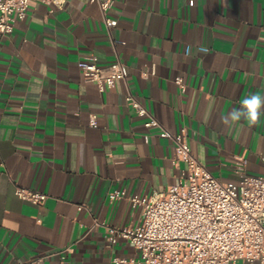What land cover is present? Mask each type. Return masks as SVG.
<instances>
[{
  "label": "crops",
  "instance_id": "crops-1",
  "mask_svg": "<svg viewBox=\"0 0 264 264\" xmlns=\"http://www.w3.org/2000/svg\"><path fill=\"white\" fill-rule=\"evenodd\" d=\"M108 15L115 27L91 0L31 1L0 40V264L138 257L125 240L110 247L103 224L136 226L142 207L109 194L164 192L180 168L172 141L145 126L128 92L168 132L185 129L216 177L237 181L240 157L248 175H264V115L221 123L264 96V0H114ZM89 55L102 67L119 59L128 77L99 91L78 66ZM17 187L47 197L35 204Z\"/></svg>",
  "mask_w": 264,
  "mask_h": 264
},
{
  "label": "built area",
  "instance_id": "built-area-1",
  "mask_svg": "<svg viewBox=\"0 0 264 264\" xmlns=\"http://www.w3.org/2000/svg\"><path fill=\"white\" fill-rule=\"evenodd\" d=\"M31 1L56 6L63 3L0 0V40L12 33L18 19L25 17ZM91 2L99 7L107 27L117 25L118 21L108 15L114 0ZM98 61L97 56L89 55L78 66L83 79L96 83L99 91L128 77V66L119 59L105 67ZM175 82L182 90L185 88L182 77ZM125 99L137 115L147 118V128H159L162 136L172 141V162L180 168V175L166 191L150 197L129 196L125 189L109 194L112 200L128 198L134 206L142 207V218L136 226L103 224L110 247L122 239L138 252V257L131 260L114 257L112 264H264V175H248L247 161L240 157L235 167L238 180H221L195 158L185 129L172 134L130 92ZM90 125L97 127L95 115H91ZM16 195L35 204L47 197L24 187H17Z\"/></svg>",
  "mask_w": 264,
  "mask_h": 264
},
{
  "label": "clouds",
  "instance_id": "clouds-1",
  "mask_svg": "<svg viewBox=\"0 0 264 264\" xmlns=\"http://www.w3.org/2000/svg\"><path fill=\"white\" fill-rule=\"evenodd\" d=\"M261 115H264V96L254 94L243 100L240 109H233L227 117H222L221 123L227 125L244 119L256 124Z\"/></svg>",
  "mask_w": 264,
  "mask_h": 264
}]
</instances>
